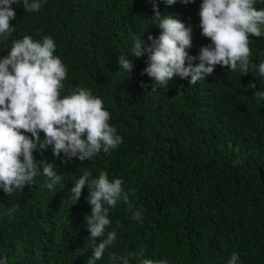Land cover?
I'll use <instances>...</instances> for the list:
<instances>
[{
  "label": "trees",
  "instance_id": "16d2710c",
  "mask_svg": "<svg viewBox=\"0 0 264 264\" xmlns=\"http://www.w3.org/2000/svg\"><path fill=\"white\" fill-rule=\"evenodd\" d=\"M152 2L47 0L34 13L25 12L19 3L12 5L16 17L10 24L15 30L0 44V57L7 55L12 39L53 38L55 54L67 69L61 94L83 87L101 98L122 143L97 160L73 158L77 163L65 171L56 161L60 180L52 191L43 187L45 178L10 196L0 191V213L15 207L11 218L0 215V254L8 257V264H87V188L77 203L69 198L82 169L93 176L103 170L109 179H121L132 210L144 209L138 223L131 219L128 204L117 201L109 219L118 238L96 264H109L108 252L133 253L129 264H138L139 257L164 258L173 264H226L241 245L242 214L262 189L258 205L264 208V187L255 170L257 135L242 132L235 141L230 138V123L248 111L259 112L264 124V100L255 96L264 91V77L255 74L264 60V38H250L252 77L224 71L213 76L217 65L200 86L173 78L152 92L151 79L147 87L148 77L142 75L146 57L137 59L131 52L133 40L147 43L154 33ZM155 3L161 7L158 0ZM92 7L103 8L106 16L99 18ZM179 11V6L161 9L171 15ZM198 12L199 4L185 17L192 28L188 51L194 57L204 40V46L210 43L200 34ZM121 55L132 62V72L121 71ZM252 84L255 87L249 88ZM234 161L239 163L233 166ZM237 253L243 262L250 259Z\"/></svg>",
  "mask_w": 264,
  "mask_h": 264
},
{
  "label": "clouds",
  "instance_id": "9594fccd",
  "mask_svg": "<svg viewBox=\"0 0 264 264\" xmlns=\"http://www.w3.org/2000/svg\"><path fill=\"white\" fill-rule=\"evenodd\" d=\"M157 9L152 2L155 27L147 43L138 38L132 42V55L146 57V74L152 81V92L166 87L173 78L186 80L189 86H200V81L214 72L233 73L252 77L250 68V38H264V0H158ZM47 0H0V44L7 41L15 30L10 24L16 13L12 5H22L25 12H38ZM199 4L200 34L210 43L200 44L194 57L188 49L192 46V28L186 26L187 13ZM179 6L177 15L161 12L166 7ZM106 16L101 7H92ZM99 20V19H98ZM56 44L50 36L33 39L25 35L12 39L7 55L0 57V191L10 196L17 190L31 188L37 179H44L43 187L49 191L60 180L55 170L56 161L65 171L73 158L79 162L97 160L116 150L122 143L116 128L109 123V112L101 98L83 87L62 95L67 69ZM195 53V54H196ZM196 61H199L196 63ZM121 71L134 70L132 62L121 55L117 59ZM140 70V66H139ZM255 74L264 77V60L256 65ZM142 87L145 85L142 83ZM255 85H249L254 88ZM255 96L264 100V91ZM242 132L257 135L255 170L264 187V124L262 115L255 109L244 113L230 123V138L235 141ZM30 134V135H29ZM239 161H234L236 166ZM74 180L69 198L77 203L82 190L87 188L86 203L90 214L84 216L90 235L91 255L87 264H96L118 238L109 219L110 209L122 200L128 204L129 194L122 188L119 178L109 179L101 170L93 176L87 169ZM263 190V189H262ZM261 190V191H262ZM261 191L255 193L242 214L241 245L232 252L226 264H264V208L258 205ZM15 207L0 215L11 218ZM144 209L131 211V219L142 222ZM160 227V223L157 224ZM116 227H120L117 223ZM245 245V247H242ZM237 252L250 259L242 261ZM108 252L109 264H129L130 257ZM0 264H8V257L0 254ZM138 264H173L170 261L139 257ZM204 264H225L209 262Z\"/></svg>",
  "mask_w": 264,
  "mask_h": 264
},
{
  "label": "bare ground",
  "instance_id": "6f19581e",
  "mask_svg": "<svg viewBox=\"0 0 264 264\" xmlns=\"http://www.w3.org/2000/svg\"><path fill=\"white\" fill-rule=\"evenodd\" d=\"M156 29V27H152V30H155ZM110 210H112V209H110Z\"/></svg>",
  "mask_w": 264,
  "mask_h": 264
}]
</instances>
